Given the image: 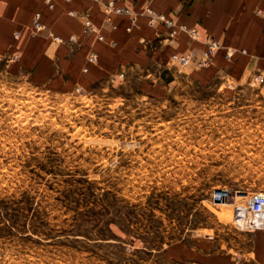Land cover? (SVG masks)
<instances>
[{
	"label": "rangeland",
	"instance_id": "374dc122",
	"mask_svg": "<svg viewBox=\"0 0 264 264\" xmlns=\"http://www.w3.org/2000/svg\"><path fill=\"white\" fill-rule=\"evenodd\" d=\"M19 57H0V264H205L182 257L200 234L250 251L264 222L234 212L264 191L263 71L151 65L55 89Z\"/></svg>",
	"mask_w": 264,
	"mask_h": 264
},
{
	"label": "crops",
	"instance_id": "0c3cea01",
	"mask_svg": "<svg viewBox=\"0 0 264 264\" xmlns=\"http://www.w3.org/2000/svg\"><path fill=\"white\" fill-rule=\"evenodd\" d=\"M104 1L107 0H53L54 7L50 8L46 0H0V57L19 54L13 68L29 70L38 85L67 89L76 84L89 86L120 71L148 73L152 72L151 65L171 68L175 52L193 49L199 55L207 46V38L214 36L222 46L210 65L180 68L196 71L204 82L225 68L236 76L247 71L264 72V18L254 13L256 7H264V0H115L140 13L131 31L127 30L130 16L108 14ZM147 6L174 18L177 25L197 28L200 38L192 40L181 31L170 43L169 29L160 22L150 25L142 14ZM38 11L48 31L64 39L76 35L77 40L55 43L48 31L34 33L33 19ZM86 18L100 28L104 39L84 31ZM230 47L236 49L232 60L226 56ZM92 50L98 62L88 64L87 56ZM174 80L173 77L169 82ZM160 86L156 80L150 85L152 89ZM251 239L249 252H223L217 250L216 240L200 234L195 245L182 249V257L205 264H232L235 260L240 264H264V229L254 232Z\"/></svg>",
	"mask_w": 264,
	"mask_h": 264
},
{
	"label": "built area",
	"instance_id": "2783aa9c",
	"mask_svg": "<svg viewBox=\"0 0 264 264\" xmlns=\"http://www.w3.org/2000/svg\"><path fill=\"white\" fill-rule=\"evenodd\" d=\"M102 1V0H98ZM46 3L50 8L54 7L53 0H46ZM108 14L117 13V14H128L130 16V25L127 26V30L131 31L132 28L137 24L140 13L134 11L131 7L118 5L115 0L104 1ZM264 15V10L261 11ZM70 13L75 14L73 10ZM143 15L147 17L148 23L150 25H155L156 23H163L169 29V42L174 43L177 34L181 31L186 32L192 40H198L200 38V32L195 27H189L186 24L177 25L174 18L169 17L165 13L157 11L152 6H147L142 12ZM33 29L34 33H44L48 31V26L42 20V13L40 11L36 12L33 19ZM84 31L87 34L94 33L97 38L102 40L104 35L101 33L100 28L92 21L91 18H86L84 23ZM19 35V32L17 33ZM48 35L53 38L54 41L61 43L65 41H76V35H71L68 39L62 38L60 35L48 31ZM220 41H218L214 36L207 38L206 48L198 55L195 50L191 49L186 52H175L171 61L173 65L179 67H186L190 64H194L196 67H206L211 64L217 50L221 47ZM246 52L245 49L242 50ZM236 52L235 48H228L226 51V56L231 58ZM98 62L97 53L92 50L87 56L88 64H95ZM88 70V66L84 67V71ZM118 76L124 77V72L120 73ZM255 81L259 83L264 82V75H256ZM81 88L78 87L77 90ZM249 198L244 204H237L235 206V220L241 226V229L248 231L254 230L251 228L253 223L264 222V191H257L252 195H249ZM235 192L231 189H217L212 194V201H224L234 199ZM240 211L239 214L237 211ZM240 218L245 222L240 221ZM251 219V220H250Z\"/></svg>",
	"mask_w": 264,
	"mask_h": 264
},
{
	"label": "bare ground",
	"instance_id": "6f19581e",
	"mask_svg": "<svg viewBox=\"0 0 264 264\" xmlns=\"http://www.w3.org/2000/svg\"><path fill=\"white\" fill-rule=\"evenodd\" d=\"M117 16V15H116ZM119 16H121V15H119ZM125 16V15H124ZM230 201V200H229ZM228 200H224V201H218L217 203H221V204H228V202H229Z\"/></svg>",
	"mask_w": 264,
	"mask_h": 264
},
{
	"label": "trees",
	"instance_id": "16d2710c",
	"mask_svg": "<svg viewBox=\"0 0 264 264\" xmlns=\"http://www.w3.org/2000/svg\"><path fill=\"white\" fill-rule=\"evenodd\" d=\"M110 224H112V223H110Z\"/></svg>",
	"mask_w": 264,
	"mask_h": 264
}]
</instances>
